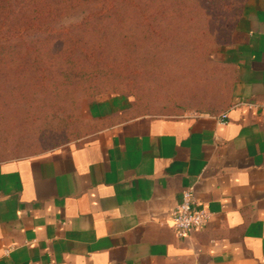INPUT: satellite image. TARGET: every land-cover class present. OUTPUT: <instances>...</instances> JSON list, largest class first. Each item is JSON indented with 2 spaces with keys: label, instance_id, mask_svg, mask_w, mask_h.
I'll use <instances>...</instances> for the list:
<instances>
[{
  "label": "crops",
  "instance_id": "obj_1",
  "mask_svg": "<svg viewBox=\"0 0 264 264\" xmlns=\"http://www.w3.org/2000/svg\"><path fill=\"white\" fill-rule=\"evenodd\" d=\"M216 55L228 69L216 112L130 116L1 161L0 264H264V0H244ZM89 110L119 118L130 99ZM188 187L211 215L179 238L170 212Z\"/></svg>",
  "mask_w": 264,
  "mask_h": 264
},
{
  "label": "rangeland",
  "instance_id": "obj_2",
  "mask_svg": "<svg viewBox=\"0 0 264 264\" xmlns=\"http://www.w3.org/2000/svg\"><path fill=\"white\" fill-rule=\"evenodd\" d=\"M90 7L87 4L69 7L56 14L50 25L70 26ZM202 27L200 22L195 29L179 28L177 34L183 37L182 42L174 38L162 46L152 45L156 41L144 38L137 20L109 23L110 34L103 36L110 39L108 49L97 56L101 62L80 56V51L94 49L91 44L98 40L92 33L78 31L73 35L79 43L70 47V54L74 51L73 60L66 64L62 47L51 53L52 80L45 89L34 86L33 79H26L28 72L20 82H14L9 70L12 66H0V71L7 73L4 80L0 73V162L42 154L71 142L82 144L93 137L97 126L130 116L188 115L221 109L219 96H226L228 69L216 55L222 45L193 46L194 38L201 37L196 32ZM96 35L101 37V32ZM124 42L133 48L128 49ZM126 55L133 60L134 68L119 62ZM162 72L169 76L162 77ZM60 81L64 84L59 85ZM18 84L19 90L15 88ZM138 85L143 90H137ZM14 91L24 97L22 104L13 99ZM118 96L134 98L138 108H130L119 118H89L94 102Z\"/></svg>",
  "mask_w": 264,
  "mask_h": 264
},
{
  "label": "trees",
  "instance_id": "obj_3",
  "mask_svg": "<svg viewBox=\"0 0 264 264\" xmlns=\"http://www.w3.org/2000/svg\"><path fill=\"white\" fill-rule=\"evenodd\" d=\"M243 3L244 0H0V66H12L9 70L14 82H20L24 79L25 72H28L26 79H33L34 86L40 85L45 89L47 82L52 80L51 53L62 47L66 64L73 60L71 55L74 51L70 54V47L79 43L73 34L83 30L97 38L98 41L91 44L94 49L80 51V56L99 61L97 56L108 49L110 39L103 36L110 34L109 23H126L131 18L141 23L144 38L156 41L152 45L166 46L174 38L182 42L183 37L177 34L178 29H195L200 22L203 27L197 30L196 36L200 34L201 37L194 38V47L225 45ZM78 4L91 5L78 22L62 28L50 25L56 14L69 7L76 8ZM98 32H101V37L96 35ZM123 44L128 49L133 48L125 42ZM131 61L133 60L126 55L119 62L126 65L124 67L134 68ZM0 73L4 75L3 80L7 78L5 71ZM160 74L162 77L169 76L163 72ZM62 75L64 77L66 73ZM62 84L64 81H60L59 85ZM19 86L18 84L15 88L19 90ZM136 88L143 90L142 85ZM13 93V99L22 104L24 97L20 92ZM219 97L223 104L221 107H224L227 96L220 94ZM130 108H138L134 98L130 99ZM101 127L99 125L96 129Z\"/></svg>",
  "mask_w": 264,
  "mask_h": 264
},
{
  "label": "built area",
  "instance_id": "obj_4",
  "mask_svg": "<svg viewBox=\"0 0 264 264\" xmlns=\"http://www.w3.org/2000/svg\"><path fill=\"white\" fill-rule=\"evenodd\" d=\"M235 106H243L252 109L256 103L250 100H242ZM220 123H225L227 114L221 113L218 117ZM171 226L174 234L183 238L193 231L202 230L210 219V211L206 210L201 205H198L194 198L193 188H185L181 193L180 201L173 207L170 212Z\"/></svg>",
  "mask_w": 264,
  "mask_h": 264
}]
</instances>
